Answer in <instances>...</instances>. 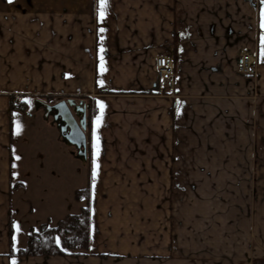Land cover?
Wrapping results in <instances>:
<instances>
[{
	"label": "crops",
	"instance_id": "obj_1",
	"mask_svg": "<svg viewBox=\"0 0 264 264\" xmlns=\"http://www.w3.org/2000/svg\"><path fill=\"white\" fill-rule=\"evenodd\" d=\"M99 12L100 0L0 3V264L264 260V0H107ZM159 56L175 65L171 88L157 84ZM48 96L91 103L86 162L26 115ZM64 154L88 167V255L9 257L10 226L19 249L30 228L78 212Z\"/></svg>",
	"mask_w": 264,
	"mask_h": 264
},
{
	"label": "trees",
	"instance_id": "obj_2",
	"mask_svg": "<svg viewBox=\"0 0 264 264\" xmlns=\"http://www.w3.org/2000/svg\"><path fill=\"white\" fill-rule=\"evenodd\" d=\"M8 0H0L1 4H6ZM42 98L38 97L35 101L41 103ZM12 99V98H11ZM48 102L58 101L59 97H45ZM89 105V103H88ZM26 103L20 102L14 105L11 101V108L24 112ZM86 113L87 120V154L89 152V126L91 115V106H88ZM73 200L79 204V210L76 214H68L61 219L57 225L50 226L44 223L37 228H30L27 232V241L23 248L15 249L12 242L13 230L10 226V251L9 257H83L89 253V213H90V190L89 181L83 189L76 190L73 194ZM253 264H264V260L254 261Z\"/></svg>",
	"mask_w": 264,
	"mask_h": 264
},
{
	"label": "water",
	"instance_id": "obj_3",
	"mask_svg": "<svg viewBox=\"0 0 264 264\" xmlns=\"http://www.w3.org/2000/svg\"><path fill=\"white\" fill-rule=\"evenodd\" d=\"M37 110H43V118H51L63 142L76 149V157L82 162L87 160V120L88 105L73 99L59 100L54 104L34 102Z\"/></svg>",
	"mask_w": 264,
	"mask_h": 264
},
{
	"label": "rangeland",
	"instance_id": "obj_4",
	"mask_svg": "<svg viewBox=\"0 0 264 264\" xmlns=\"http://www.w3.org/2000/svg\"><path fill=\"white\" fill-rule=\"evenodd\" d=\"M16 97H12V99H11V101H12V103H13V101H14V99H15ZM36 98H38V97H36ZM45 98V97H44ZM44 98H42V103H47V104H50V103H52L53 102V104L54 103H56L55 101H50V102H48L46 99H44ZM59 100H63V99H59ZM58 100V101H59ZM20 102H22L21 100H20ZM89 104H91V103H89ZM29 108V110L26 112V115L27 116H31L30 117V119L33 121V122H36V120H38V122H40V123H42L43 122V110L42 109H39L38 111L36 110V108H35V106H29L28 107ZM48 122H51L52 120H51V118H48V119H46ZM42 143V141L37 145V149H38V151L36 150L35 152L36 153H38L39 151V155H41L42 154V152H43V144H41ZM55 147V146H54ZM39 148H41V149H39ZM69 148V150H70V154L72 153L74 156H76V149L74 148V147H68ZM64 153V152H63ZM70 154H68V155H70ZM68 155H66V154H64V156H63V164H67V168H68V170L67 171H69L70 172V174L72 173V174H74V176H71V175H69V177H68V179H65V177H63L62 178V180H63V186L64 185H66L67 187H69L68 189H69V193H71L70 191L73 189L72 187H74V186H76L78 183L80 184L81 183V187L82 188H84L85 187V185H86V171H87V169H88V167L85 169V167L82 169L83 170V172H81V173H79L78 174V170L77 169H80L81 167H80V164H79V168L78 167H74V166H76V162L73 160V158H71V155L70 156H68ZM68 172V173H69ZM75 175L78 177L76 180H75ZM80 190V189H79ZM76 191V190H75ZM74 191V192H75ZM74 194V193H73ZM73 197V196H72ZM74 202H73V198L70 200V202H69V204H71V206L72 207H74L75 208V203L73 204ZM37 212H40V210H38ZM37 228V227H36Z\"/></svg>",
	"mask_w": 264,
	"mask_h": 264
},
{
	"label": "built area",
	"instance_id": "obj_5",
	"mask_svg": "<svg viewBox=\"0 0 264 264\" xmlns=\"http://www.w3.org/2000/svg\"><path fill=\"white\" fill-rule=\"evenodd\" d=\"M252 56L245 52L239 57V61L236 66V72L241 76H249L252 74ZM175 65L167 56H159L155 61V69L157 73L158 86L172 87V78ZM21 98L16 96L13 101L14 105L20 104Z\"/></svg>",
	"mask_w": 264,
	"mask_h": 264
},
{
	"label": "snow or ice",
	"instance_id": "obj_6",
	"mask_svg": "<svg viewBox=\"0 0 264 264\" xmlns=\"http://www.w3.org/2000/svg\"><path fill=\"white\" fill-rule=\"evenodd\" d=\"M9 3H11V0H8ZM107 6V0H100V12H99V19H104V8ZM261 27L264 28V23L261 24ZM262 43H264V38H262ZM102 67V66H101ZM98 107L101 109V115L98 116L94 122V128H93V182H95L96 178V169L98 165L96 164V158L99 156V138L96 136V129L99 128L100 122L103 116V105L98 104Z\"/></svg>",
	"mask_w": 264,
	"mask_h": 264
},
{
	"label": "flooded vegetation",
	"instance_id": "obj_7",
	"mask_svg": "<svg viewBox=\"0 0 264 264\" xmlns=\"http://www.w3.org/2000/svg\"><path fill=\"white\" fill-rule=\"evenodd\" d=\"M86 113H87V110H86Z\"/></svg>",
	"mask_w": 264,
	"mask_h": 264
}]
</instances>
